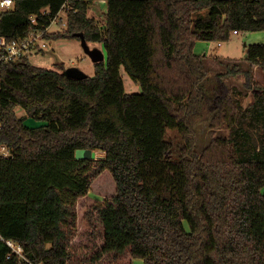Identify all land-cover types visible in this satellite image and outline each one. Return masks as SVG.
Here are the masks:
<instances>
[{
    "label": "trees",
    "instance_id": "trees-1",
    "mask_svg": "<svg viewBox=\"0 0 264 264\" xmlns=\"http://www.w3.org/2000/svg\"><path fill=\"white\" fill-rule=\"evenodd\" d=\"M13 1L0 14L8 40L63 11L46 37L82 32L105 60L83 79L61 61L0 64V144L13 153L0 158V264H264V83L252 76H264V43L209 89L193 50L264 30V0ZM97 1L102 24L88 15ZM121 67L139 91L126 92ZM237 74L244 89L223 80ZM27 116L48 125L28 129ZM201 124L212 137L198 151Z\"/></svg>",
    "mask_w": 264,
    "mask_h": 264
},
{
    "label": "rangeland",
    "instance_id": "rangeland-1",
    "mask_svg": "<svg viewBox=\"0 0 264 264\" xmlns=\"http://www.w3.org/2000/svg\"><path fill=\"white\" fill-rule=\"evenodd\" d=\"M105 10L104 2L97 1L88 10V15L93 17L98 24L103 22V12ZM61 17L65 22V13L62 12ZM61 22L53 23L50 26V31H58L64 29ZM90 47L101 48L100 44L87 41ZM245 44L250 43H264V30L262 31H240L237 34L231 33L229 39L226 41H197L194 45V52L204 54L205 65L209 68L210 80L206 84L207 89L213 84L214 76L218 72H225L227 68L231 67L234 63H240L242 68H247L244 58ZM102 49V48H101ZM103 50V49H102ZM104 51V50H103ZM63 62L65 67H78L88 76L94 74V63L87 56L81 45L80 41L76 38H58L49 41L46 51L38 54H34L30 57V62L39 67L51 68L57 62ZM120 72L123 76L126 92H136L140 90V86L131 81L124 68L121 67ZM254 81L264 83V76L261 71L254 67L252 71ZM224 82L229 86H236L240 89H244V76L241 74L227 75L223 78ZM251 98L250 92H248L247 100ZM16 113L21 116L24 114L21 108L16 109ZM217 135H226L227 129L221 128L215 132ZM170 137H174V133L169 131ZM196 144L195 149L200 151L210 141L212 134L207 124H201L197 127L196 131ZM91 152V151H90ZM88 150L78 149L75 151L76 158H90L101 157V153L97 150L90 153ZM92 197L99 196L95 192H91ZM141 261V260H140ZM140 261L135 260L136 263Z\"/></svg>",
    "mask_w": 264,
    "mask_h": 264
},
{
    "label": "built area",
    "instance_id": "built-area-1",
    "mask_svg": "<svg viewBox=\"0 0 264 264\" xmlns=\"http://www.w3.org/2000/svg\"><path fill=\"white\" fill-rule=\"evenodd\" d=\"M14 1L13 0H0V14L2 12H6L13 8ZM63 11L57 12V14L53 17L50 24L45 27H30V29L25 33L23 37L8 40L5 35L0 33V64H7L11 62L18 61L24 57H31L34 54L42 53L46 51L49 39L46 37V34L50 32V26L53 23L61 22L60 24L65 27V22L61 17V13ZM31 23L35 24V19L33 16L31 17ZM236 34V31H233ZM2 129V121L0 115V130ZM13 153L11 150L5 145L0 144V158H7L12 156ZM7 244L12 247L16 252H20V247H15L10 241H7Z\"/></svg>",
    "mask_w": 264,
    "mask_h": 264
},
{
    "label": "water",
    "instance_id": "water-1",
    "mask_svg": "<svg viewBox=\"0 0 264 264\" xmlns=\"http://www.w3.org/2000/svg\"><path fill=\"white\" fill-rule=\"evenodd\" d=\"M76 35L79 38L80 45H81L84 53L87 56H89V58L91 59V61L93 63H97L99 61L105 60V52L101 48L90 47L82 32L76 33ZM244 57H246V51L244 53ZM64 74L66 76L74 78V79H83L86 76H88L81 69H79L78 67H74V66L65 67ZM22 124L24 127L28 128V129H36V128H40V127H44V126L48 125V121L37 120V119H34L33 117L27 116L22 120ZM90 151L91 150H88V152H90Z\"/></svg>",
    "mask_w": 264,
    "mask_h": 264
},
{
    "label": "crops",
    "instance_id": "crops-1",
    "mask_svg": "<svg viewBox=\"0 0 264 264\" xmlns=\"http://www.w3.org/2000/svg\"><path fill=\"white\" fill-rule=\"evenodd\" d=\"M237 34V33H236ZM244 45H246L245 43H244Z\"/></svg>",
    "mask_w": 264,
    "mask_h": 264
}]
</instances>
